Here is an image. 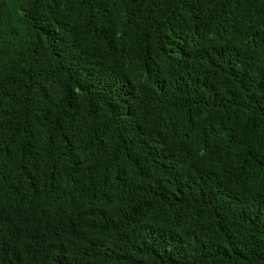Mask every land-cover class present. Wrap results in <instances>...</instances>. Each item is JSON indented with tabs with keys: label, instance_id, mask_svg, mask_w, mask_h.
Wrapping results in <instances>:
<instances>
[{
	"label": "trees",
	"instance_id": "obj_1",
	"mask_svg": "<svg viewBox=\"0 0 264 264\" xmlns=\"http://www.w3.org/2000/svg\"><path fill=\"white\" fill-rule=\"evenodd\" d=\"M0 264H264V0H0Z\"/></svg>",
	"mask_w": 264,
	"mask_h": 264
}]
</instances>
